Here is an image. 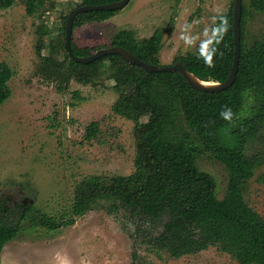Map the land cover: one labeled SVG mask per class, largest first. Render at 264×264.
Returning <instances> with one entry per match:
<instances>
[{"label":"rangeland","instance_id":"374dc122","mask_svg":"<svg viewBox=\"0 0 264 264\" xmlns=\"http://www.w3.org/2000/svg\"><path fill=\"white\" fill-rule=\"evenodd\" d=\"M99 1L111 2L49 0L35 7L33 15L26 11V0L0 8V61L12 70L7 83L10 94L0 104V199L10 207L33 203L42 213L58 219L69 209L74 188L84 176H98L96 185L105 187L109 176L134 170V122L111 110L118 92L109 61L92 72L89 83L74 78L67 81L63 74L50 78L40 69L39 55L52 64L67 58L62 29L70 10ZM231 1L129 0L107 19L73 28L72 42L93 52L106 47L121 28L134 30L138 39L160 28L159 64L171 65L178 55L209 48L212 25ZM262 39L264 13L249 9L245 43ZM58 84L62 90L57 89ZM249 96L244 119L257 111L262 99L259 93ZM175 113L177 131L186 130L197 141L179 111ZM148 116L140 119L141 127ZM92 123L93 131L88 133L86 128ZM222 142L227 146L240 143L248 155L262 154L241 191L247 205L264 217V123L253 141L239 140L229 127L222 131ZM195 162L214 177L216 195L222 198L228 179L225 166L205 151ZM1 264L240 263L233 253L217 246L179 256L158 251L137 236L133 219L116 200L99 199L76 216L73 224L55 230L24 221L17 236L3 246Z\"/></svg>","mask_w":264,"mask_h":264},{"label":"trees","instance_id":"16d2710c","mask_svg":"<svg viewBox=\"0 0 264 264\" xmlns=\"http://www.w3.org/2000/svg\"><path fill=\"white\" fill-rule=\"evenodd\" d=\"M14 1L0 0V8H7ZM46 1L49 0H26L27 13L33 15L35 7ZM100 3L103 2L95 4ZM249 9L264 13V0H242L238 71L233 84L220 92L197 91L177 71L149 72L116 54H107L87 64L72 60L68 54L65 60L52 64L47 57L39 55L44 74L55 79L63 74L67 81L74 78L80 83H89L92 72L100 69L105 60L109 61L118 92L111 110L134 122L137 141L134 170L127 175L109 176L105 187L96 185L98 176H84L74 188L69 209L58 219L42 213L33 203L10 207L0 199V264L3 246L17 236L24 221L55 230L73 224L76 216L83 215L99 199L116 200L133 219L137 236L158 251L179 256L217 246L233 253L240 264H264V217L247 205L241 191L262 154L248 155L242 144L227 146L222 142L225 128L231 127L236 138L249 142L257 139L263 128L264 39L250 45L245 43V18ZM116 11L78 13L72 28L105 20ZM232 24L233 0L225 12L217 15L209 48L202 53L178 55L173 63L182 61L200 79L224 81L234 56ZM162 37L160 28L141 39L134 30L121 28L106 47H124L139 59L158 65ZM70 46L78 56L94 52L88 46L75 45L72 36ZM11 75L10 67L0 61V104L10 94L7 83ZM57 89L62 90L61 85ZM257 93L262 95L258 109L244 119L247 99ZM176 111L198 142L188 131L182 134L177 131ZM148 114L145 126L141 127L140 119ZM93 125L87 126L88 133L93 131ZM204 151L227 169L222 198L216 195L214 177L196 165V159Z\"/></svg>","mask_w":264,"mask_h":264},{"label":"water","instance_id":"95a60500","mask_svg":"<svg viewBox=\"0 0 264 264\" xmlns=\"http://www.w3.org/2000/svg\"><path fill=\"white\" fill-rule=\"evenodd\" d=\"M129 0H116L107 3L100 4H84L76 6L70 10L66 17L64 28V48L70 58L78 63L87 64L107 54H116L121 59L129 64H134L142 67L149 72H161V71H177L188 83L190 87L200 92H220L229 88L235 81L238 71V63L240 57V19H241V5L242 0H233V42H234V56L233 63L228 77L224 81H212L203 80L188 71L184 66V63L180 60L175 61L171 65L151 64L142 59H139L128 49L121 46H110L105 48H99L93 53L86 56L75 55L70 46L73 20L74 17L81 12H87L92 10H117L124 7Z\"/></svg>","mask_w":264,"mask_h":264}]
</instances>
